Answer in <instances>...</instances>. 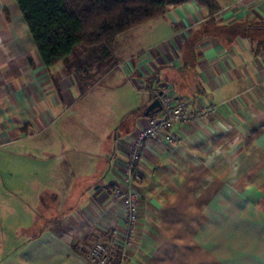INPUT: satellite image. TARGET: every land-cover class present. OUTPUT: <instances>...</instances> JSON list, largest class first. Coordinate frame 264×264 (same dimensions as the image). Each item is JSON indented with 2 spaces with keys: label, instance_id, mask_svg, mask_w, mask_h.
<instances>
[{
  "label": "crops",
  "instance_id": "1",
  "mask_svg": "<svg viewBox=\"0 0 264 264\" xmlns=\"http://www.w3.org/2000/svg\"><path fill=\"white\" fill-rule=\"evenodd\" d=\"M214 1L211 15L171 0L107 55L78 46L47 67L17 1L0 0V203L16 251L2 264H91L97 243L123 253L112 189L140 121L162 114L147 115L162 87L216 113L177 125L176 144L147 141L125 264H264V37L246 31L264 25V0ZM47 202L55 210L33 233Z\"/></svg>",
  "mask_w": 264,
  "mask_h": 264
},
{
  "label": "trees",
  "instance_id": "2",
  "mask_svg": "<svg viewBox=\"0 0 264 264\" xmlns=\"http://www.w3.org/2000/svg\"><path fill=\"white\" fill-rule=\"evenodd\" d=\"M16 1L42 62L52 67L70 57L78 46L99 47L107 55L120 35L164 17L171 0ZM197 1L208 7L211 15L219 10L214 0ZM246 31L255 40L264 37V25L248 26ZM115 256L114 262L120 254Z\"/></svg>",
  "mask_w": 264,
  "mask_h": 264
},
{
  "label": "built area",
  "instance_id": "3",
  "mask_svg": "<svg viewBox=\"0 0 264 264\" xmlns=\"http://www.w3.org/2000/svg\"><path fill=\"white\" fill-rule=\"evenodd\" d=\"M155 96L160 101L162 114L149 116L140 121L139 129L130 143L129 159L123 169L121 182L112 189L114 199L120 201L126 209L128 237L122 244L123 253L120 254L122 264H125L127 259L124 250L132 248L135 229L140 220L142 193L135 177L147 141L160 137L168 145L176 144L180 141L179 133L174 130L177 125L205 121L216 113L214 105L204 103L194 108L187 98L167 87H162ZM88 259L91 264H114L112 250L103 243H97L90 249Z\"/></svg>",
  "mask_w": 264,
  "mask_h": 264
},
{
  "label": "rangeland",
  "instance_id": "4",
  "mask_svg": "<svg viewBox=\"0 0 264 264\" xmlns=\"http://www.w3.org/2000/svg\"><path fill=\"white\" fill-rule=\"evenodd\" d=\"M88 48V47H86ZM148 98V97H147ZM115 99V98H114ZM59 161H57L58 163ZM60 164V163H59ZM1 174V177L3 180L6 179L7 176V170H4ZM7 189V186L4 185V189ZM5 195H7V191L4 192ZM19 203V202H16ZM37 214L40 215V220L37 222V224L33 228V233L35 231L41 229L43 226H45L49 221L44 218V215L50 214V212H54L55 204L53 202H47L45 204L38 205L37 207ZM7 210V203L1 202L0 203V264L4 263L7 258L15 254L16 251L13 250H7L6 243H9L10 238H8L9 234L7 233V224H6V214ZM33 235V234H31ZM16 236V235H15ZM13 239H15L14 235L12 236V242ZM11 242V243H12ZM20 242H15V246H18Z\"/></svg>",
  "mask_w": 264,
  "mask_h": 264
},
{
  "label": "water",
  "instance_id": "5",
  "mask_svg": "<svg viewBox=\"0 0 264 264\" xmlns=\"http://www.w3.org/2000/svg\"><path fill=\"white\" fill-rule=\"evenodd\" d=\"M161 109V104L158 98H156L153 103L149 106L147 115L149 116L152 112H154V109Z\"/></svg>",
  "mask_w": 264,
  "mask_h": 264
}]
</instances>
